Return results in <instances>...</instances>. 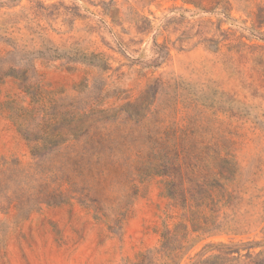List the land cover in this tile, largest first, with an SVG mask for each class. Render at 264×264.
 Instances as JSON below:
<instances>
[{"label": "rangeland", "instance_id": "rangeland-1", "mask_svg": "<svg viewBox=\"0 0 264 264\" xmlns=\"http://www.w3.org/2000/svg\"><path fill=\"white\" fill-rule=\"evenodd\" d=\"M143 255L264 264V0H0V264Z\"/></svg>", "mask_w": 264, "mask_h": 264}, {"label": "trees", "instance_id": "trees-1", "mask_svg": "<svg viewBox=\"0 0 264 264\" xmlns=\"http://www.w3.org/2000/svg\"><path fill=\"white\" fill-rule=\"evenodd\" d=\"M224 162H227L231 165H236L234 160L233 159H226L224 158ZM160 172V171H159ZM158 173V172H157ZM164 174L166 176H170L173 174V172L171 171H163V172H160V174ZM217 175L219 176V178H222L224 180L227 179V176H225L223 174V172L219 171L217 172ZM222 187V186H220ZM165 189H166V194L168 196H170L173 200H180L181 201V205L183 206L184 209H187V207L189 206V202L190 200H192L193 202L195 203H198L196 204V206H200V205H203L205 204V201L206 200H210L211 202H213L214 200V194L211 190H204V189H199L197 190V194H199L197 196L196 193H191L189 192L186 188H180V186L178 185V183H176V180L174 179V177L172 176V180L170 181H166V184H165ZM177 201V202H178ZM180 201L178 202V204L180 205ZM197 230L199 231H205V228H198ZM176 231L172 232V231H166L162 234V243H161V249L162 252H167L168 254L172 252V255L174 254V249L176 248V246H173V248H170L169 245H171L174 241H176ZM156 252V251H154ZM249 255H250V252H249ZM144 257H142V259L140 260L139 263H136V264H142L144 261H145V255H143Z\"/></svg>", "mask_w": 264, "mask_h": 264}]
</instances>
